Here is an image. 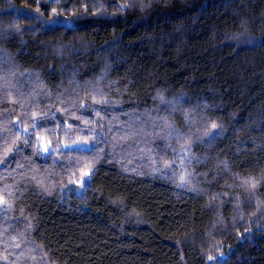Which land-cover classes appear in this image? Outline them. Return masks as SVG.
Returning <instances> with one entry per match:
<instances>
[{
  "label": "trees",
  "instance_id": "trees-1",
  "mask_svg": "<svg viewBox=\"0 0 264 264\" xmlns=\"http://www.w3.org/2000/svg\"><path fill=\"white\" fill-rule=\"evenodd\" d=\"M0 264H264V0H0Z\"/></svg>",
  "mask_w": 264,
  "mask_h": 264
},
{
  "label": "snow or ice",
  "instance_id": "snow-or-ice-1",
  "mask_svg": "<svg viewBox=\"0 0 264 264\" xmlns=\"http://www.w3.org/2000/svg\"><path fill=\"white\" fill-rule=\"evenodd\" d=\"M33 2H35V0H33ZM54 2H59V0H54ZM50 11H52V9H49ZM45 151H47V149H45ZM55 151V150H53Z\"/></svg>",
  "mask_w": 264,
  "mask_h": 264
},
{
  "label": "rangeland",
  "instance_id": "rangeland-1",
  "mask_svg": "<svg viewBox=\"0 0 264 264\" xmlns=\"http://www.w3.org/2000/svg\"><path fill=\"white\" fill-rule=\"evenodd\" d=\"M200 121H202V120H200ZM201 124H202V123H201ZM201 124H200V125H201ZM73 146H76V147H78V146H79V144H77V145H73ZM45 148H46V147H45ZM45 148L43 149L44 151H45Z\"/></svg>",
  "mask_w": 264,
  "mask_h": 264
}]
</instances>
